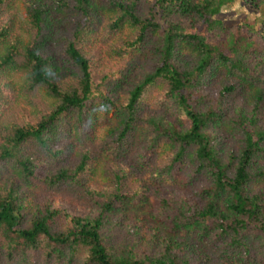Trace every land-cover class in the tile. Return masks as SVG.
Masks as SVG:
<instances>
[{
  "label": "trees",
  "instance_id": "1",
  "mask_svg": "<svg viewBox=\"0 0 264 264\" xmlns=\"http://www.w3.org/2000/svg\"><path fill=\"white\" fill-rule=\"evenodd\" d=\"M0 264H264V0H0Z\"/></svg>",
  "mask_w": 264,
  "mask_h": 264
},
{
  "label": "rangeland",
  "instance_id": "2",
  "mask_svg": "<svg viewBox=\"0 0 264 264\" xmlns=\"http://www.w3.org/2000/svg\"><path fill=\"white\" fill-rule=\"evenodd\" d=\"M18 9V15L19 19L22 22L26 21V13L25 9L22 4L17 3L16 4ZM256 14L252 10L249 9V7L243 3L235 2L232 5L223 7L220 14L217 16L219 20H221L225 26L231 27L233 25L238 24L242 19L245 18H251L253 15ZM24 39L27 40L26 33H24ZM16 79L20 78V75H17L15 77ZM26 106V105H25ZM26 108H28L26 106ZM118 117L115 115L114 111H99V114H97L96 123L93 129V135L95 138H101L105 136L109 129L114 128L118 123ZM186 124H188L186 122ZM179 176V173H177ZM69 207L70 211L73 213H76L78 215H83V212L86 213V211L76 208L73 205H67Z\"/></svg>",
  "mask_w": 264,
  "mask_h": 264
}]
</instances>
